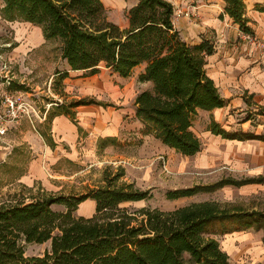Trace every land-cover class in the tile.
Returning <instances> with one entry per match:
<instances>
[{"label":"trees","instance_id":"trees-1","mask_svg":"<svg viewBox=\"0 0 264 264\" xmlns=\"http://www.w3.org/2000/svg\"><path fill=\"white\" fill-rule=\"evenodd\" d=\"M4 1L5 18L41 25L47 39L61 42L62 56L72 70L94 75L105 67L129 77L146 63L140 80L153 81L154 86L136 97V116L145 133H154L184 155L202 150L203 142L193 129L194 116L199 109L223 107L227 100L206 69L214 43L185 40L176 26L171 0H134L125 28L109 19L103 0ZM225 1V13L243 32L253 34L246 1ZM257 9L264 11V5ZM56 76V83L62 84L70 72L59 70ZM90 102L96 101L81 99L57 106L75 119L71 108ZM212 129L227 134L215 123ZM123 174L107 167L105 184L88 193L32 194L29 200L16 197L0 204V264H231L214 234L264 229V212L215 200L173 210L150 206L131 210L122 204L148 199L152 192L122 181ZM246 182L228 177L170 190L167 195L176 199ZM89 198L95 200L96 212L89 217L76 215ZM57 204L65 209H56ZM45 242L51 247L44 254L27 255L28 243Z\"/></svg>","mask_w":264,"mask_h":264},{"label":"rangeland","instance_id":"rangeland-1","mask_svg":"<svg viewBox=\"0 0 264 264\" xmlns=\"http://www.w3.org/2000/svg\"><path fill=\"white\" fill-rule=\"evenodd\" d=\"M103 1L109 19L125 28L131 1ZM184 17L186 16H177L176 20ZM194 17L197 14L190 18ZM17 24L22 26L26 23ZM17 35L13 31L8 36L0 37V43H14L12 47L0 46V115L8 121L9 127L6 134L0 135V204L16 197H26L29 200L28 196L32 194L88 193L105 184L106 169L111 167L114 172L121 170L124 173L122 181L134 182L137 187L150 189L152 192V197L148 199L122 204L131 210L144 206L173 210L193 202L215 200L225 206L238 205L246 210L264 212V191L243 193L237 189H217L187 197L169 198L167 194L170 190L209 185L220 179H217L216 174H203L195 168L188 172L181 171L184 156L166 146L154 133H145V128H142L138 119L129 114L133 106L129 101L125 103L128 111L125 116V145L106 143L103 139H90L83 143L81 139L77 146V158L62 156L53 145L51 116L60 111L55 102L61 103L67 97L69 102L77 100L74 95H81L82 86L77 85L73 91L67 92L68 85L65 82L57 84L55 79L58 76L53 80L54 73L64 68L65 59L62 57L60 41L44 42L41 46L30 49L31 46H24L26 39ZM7 74L12 77L14 88L5 84ZM6 91L24 93L27 108H21L20 116L15 119L4 101ZM202 124L204 123L198 126L199 131L203 129ZM65 148L67 152L70 151L69 146ZM91 205L90 202L81 203L75 214L87 216L92 211ZM55 208L64 210L65 206L57 204ZM241 232L250 233L251 239L244 240L247 241L244 247L240 245L244 241H238V246L234 249L226 245L229 233L216 232L214 236L230 252L231 264H264V253L256 256L252 252L256 246H264V229L252 227ZM50 247V242L28 243L26 253L41 255Z\"/></svg>","mask_w":264,"mask_h":264},{"label":"crops","instance_id":"crops-1","mask_svg":"<svg viewBox=\"0 0 264 264\" xmlns=\"http://www.w3.org/2000/svg\"><path fill=\"white\" fill-rule=\"evenodd\" d=\"M125 1H131L130 7L135 4L134 0ZM171 1L175 6L192 8L197 14L194 18L184 17L175 21L185 40L200 43L208 39L214 43L215 50L207 56L206 69L221 95L227 100L223 107L212 110L199 109L194 116L193 129L201 138L203 147L194 155L179 152L184 156L180 170L188 172L195 168L203 174H216L220 180L228 177L248 180L241 185L226 184L219 190L237 189L243 193L264 191V113L261 111V108H264V11L257 9V5H264V0H245L253 34L261 38V44L245 37L240 25L225 13V0ZM4 6L5 1L0 0V37L15 31L22 39H26L24 46H31L30 49L41 46L44 42L55 41L45 37L41 25L5 18L2 13ZM18 22L26 24L18 26ZM127 26L128 19L125 21V27ZM3 45L12 47L14 43H0V46ZM63 62L62 70L70 72V76L64 80L68 85L67 92L73 91L77 85H81L82 89L81 95H74L77 100L69 102L67 97L61 103L55 102L56 105H69L81 99H93L96 102L72 107L75 119L64 112H59L52 118L51 136L58 152L70 159L77 158V146L81 139L83 143L90 139H103L106 143L117 142L125 145V116L128 114L125 103H133L129 114L138 119L136 97L140 92L154 86L153 81L140 80L146 63L137 66L129 77H123L105 67L100 73L85 75V71L72 70L66 59ZM56 75L57 72L54 73L53 80ZM5 78V84L14 88L12 77L7 74ZM138 121L142 128L145 127L139 119ZM201 123H204L203 129L199 131L198 126ZM213 123L226 131V136L214 132ZM67 146L69 152L66 151ZM88 202L92 204V211L86 214L87 217L96 212L95 200L89 198L83 203ZM242 230L226 232L229 233L226 245L230 249L237 247L238 241L251 239L250 233L241 232ZM245 242L247 241L240 242L241 247H244ZM223 249L227 251L224 247ZM240 251L242 249L238 252ZM227 252L230 256V252ZM252 252L259 256L264 253V246L258 245Z\"/></svg>","mask_w":264,"mask_h":264},{"label":"built area","instance_id":"built-area-1","mask_svg":"<svg viewBox=\"0 0 264 264\" xmlns=\"http://www.w3.org/2000/svg\"><path fill=\"white\" fill-rule=\"evenodd\" d=\"M176 14L177 16H186V17H192L195 15V10L192 8H182V7H176ZM245 37L253 40L257 43H262V40L260 37L254 34L250 33H244ZM4 101L9 108V111L13 114L14 119L20 116V109L21 108H27L26 101L24 100V93L20 91H6L4 93ZM0 135L6 134L8 131V121L4 120L2 115H0Z\"/></svg>","mask_w":264,"mask_h":264}]
</instances>
